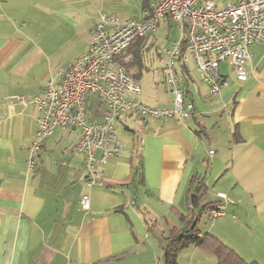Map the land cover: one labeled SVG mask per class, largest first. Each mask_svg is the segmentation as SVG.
Segmentation results:
<instances>
[{
	"label": "crops",
	"instance_id": "crops-1",
	"mask_svg": "<svg viewBox=\"0 0 264 264\" xmlns=\"http://www.w3.org/2000/svg\"><path fill=\"white\" fill-rule=\"evenodd\" d=\"M149 2L0 0V264H162L166 236L182 226V215L207 203L212 220L200 233L209 232L247 261L264 264L261 43L251 47L245 80L227 61L220 63L228 84L216 96L208 93L192 59L178 56L177 74L193 112L164 121L121 116L116 133L122 147L98 164V185L87 184L84 155L73 149L80 138L77 128H55L36 165L27 166L37 115L32 98L49 78L58 81L59 67L88 50L100 13L140 20ZM150 35L133 41L112 66H123L138 80L143 103L169 107L166 57L155 65L144 58ZM105 110L97 96H88V119L102 120ZM95 155L100 158L101 151ZM200 186L205 192L192 203ZM82 194L90 195L89 211L80 208ZM219 201L225 212L213 216L210 210ZM185 248L189 258L179 259ZM181 251L177 264H217L212 253L194 245Z\"/></svg>",
	"mask_w": 264,
	"mask_h": 264
},
{
	"label": "built area",
	"instance_id": "built-area-1",
	"mask_svg": "<svg viewBox=\"0 0 264 264\" xmlns=\"http://www.w3.org/2000/svg\"><path fill=\"white\" fill-rule=\"evenodd\" d=\"M165 18L174 21L179 37L170 42L164 66L167 88L173 96L171 106L157 108L139 99L141 86L135 77L123 66L112 65L135 39L155 32ZM255 43L264 45V0H229L222 5L215 0H151L140 20L100 13L88 50L70 65L59 67L58 81L49 78L42 92L30 101L37 115L29 146L28 168L36 165L44 139L55 128L73 127L80 131L79 141L73 149L84 155L87 184L98 185V164L121 150L116 133L121 116L164 121L173 115L186 117L193 112V103L186 98L177 74L178 56L184 62L189 57L192 59L208 93L216 96L228 84L219 72L220 63L227 61L237 78L245 80L248 72L244 64L250 60L251 47ZM89 95L97 96L106 104L100 121L86 116ZM18 100L25 102L22 96ZM97 150L101 151L100 158L95 155ZM217 195L226 199L223 192ZM79 205L82 210L89 211L90 195L82 194ZM210 211L213 216L223 215L224 202H216Z\"/></svg>",
	"mask_w": 264,
	"mask_h": 264
},
{
	"label": "trees",
	"instance_id": "trees-1",
	"mask_svg": "<svg viewBox=\"0 0 264 264\" xmlns=\"http://www.w3.org/2000/svg\"><path fill=\"white\" fill-rule=\"evenodd\" d=\"M204 192L205 188L203 186L196 188L194 194H192L191 202L199 201ZM207 206L208 203L204 204L203 208L197 213L190 212L181 216L182 226L173 229L165 238L166 244L161 257L162 264H177L180 251L190 244L203 251L212 253L216 258L217 264H258L255 261L244 259L217 236L209 232L200 233L198 224L201 214L206 211Z\"/></svg>",
	"mask_w": 264,
	"mask_h": 264
},
{
	"label": "rangeland",
	"instance_id": "rangeland-1",
	"mask_svg": "<svg viewBox=\"0 0 264 264\" xmlns=\"http://www.w3.org/2000/svg\"><path fill=\"white\" fill-rule=\"evenodd\" d=\"M218 5H222L229 0H215ZM168 22H171L169 25ZM179 37V31L177 27H174V24L172 21H167V19H164L161 24L158 25L155 32H153L150 36L147 37V40L145 42L147 43V49L144 53V58L146 63L152 61L154 65L160 61L162 57H166V51L170 45V39H177ZM152 58V60H150ZM213 207V206H212ZM212 220L210 217V214L208 210L202 215L200 222L198 224L199 229L201 232H204L206 224H209V222ZM186 248L181 251L179 259L184 258L182 260H185L186 258H189L188 251H185ZM242 256V254H240ZM162 257V255H161ZM186 259V260H187ZM245 259V258H244ZM184 264V262L180 263Z\"/></svg>",
	"mask_w": 264,
	"mask_h": 264
}]
</instances>
